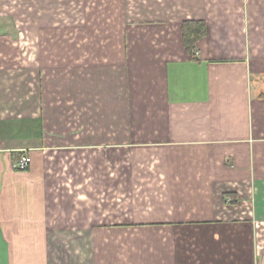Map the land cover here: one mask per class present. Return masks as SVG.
Returning a JSON list of instances; mask_svg holds the SVG:
<instances>
[{"label": "crops", "instance_id": "crops-1", "mask_svg": "<svg viewBox=\"0 0 264 264\" xmlns=\"http://www.w3.org/2000/svg\"><path fill=\"white\" fill-rule=\"evenodd\" d=\"M17 1L0 0V264H264V0ZM187 21L206 28L194 56ZM132 190L142 210L113 215Z\"/></svg>", "mask_w": 264, "mask_h": 264}, {"label": "rangeland", "instance_id": "rangeland-1", "mask_svg": "<svg viewBox=\"0 0 264 264\" xmlns=\"http://www.w3.org/2000/svg\"><path fill=\"white\" fill-rule=\"evenodd\" d=\"M17 2H21V3H26V1H24V0H18ZM38 33V31H33V30H30L29 32H27L25 35L27 36H29L30 38H34L35 37V35ZM84 34H85V32L82 34V36H84ZM66 35L67 36H69V33H66ZM73 37V36H72ZM34 41H31V43H33ZM48 48V47H47ZM50 49H53V53L54 54H56L57 53V50H58V47L55 45V46H51V47H49ZM36 50L37 49H35L34 48V51L33 52H36ZM28 68H29V66H28ZM31 69H33L34 70V64L31 66ZM37 84H40V79H37V80H35L34 79V92L35 93H38L39 92V89H38V86H37ZM117 165L119 166V167H121V163H120V161H118L117 162ZM152 177H153V175L152 174H150ZM120 179H121V176H120ZM150 182H152V181H150ZM141 192V191H140ZM148 192V195H147V197H149V198H152L154 195H155V191H147ZM129 193H131V195H128V196H126V197H124V199L125 198H129V200L127 201V205H125V206H116V205H113L112 207L113 208H115V209H119L120 211H114V213L115 214H113V215H117V212H123V214H131L132 213V211H135V212H138L139 210H142L140 207H137L136 205H135V207H132V203H133V197H135V193L137 194V191L135 190V191H129ZM113 194V199H116V200H118V199H120V200H122V196H124L123 194H122V190H116V189H113L112 191H108V193H107V195L105 196V198L107 199V197H108V202L110 201L109 200V197L111 196ZM234 196H231V198H233ZM224 198V201H225V203H227L228 202V205H232L233 206V204L235 205V203H237V201L234 203L232 200H234V199H232V200H230V199H228V200H226V198L227 197H223ZM227 201V202H226ZM109 205V204H108ZM109 213L111 212V211H108ZM139 216V215H138ZM133 240H137V239H133ZM148 242H150V241H148ZM132 256V255H131ZM133 258V257H132Z\"/></svg>", "mask_w": 264, "mask_h": 264}, {"label": "trees", "instance_id": "trees-1", "mask_svg": "<svg viewBox=\"0 0 264 264\" xmlns=\"http://www.w3.org/2000/svg\"><path fill=\"white\" fill-rule=\"evenodd\" d=\"M206 35L203 22L187 21L183 25V39L187 50L194 56L198 42Z\"/></svg>", "mask_w": 264, "mask_h": 264}, {"label": "built area", "instance_id": "built-area-1", "mask_svg": "<svg viewBox=\"0 0 264 264\" xmlns=\"http://www.w3.org/2000/svg\"><path fill=\"white\" fill-rule=\"evenodd\" d=\"M32 163V159L29 156H23L16 165L18 171H26Z\"/></svg>", "mask_w": 264, "mask_h": 264}]
</instances>
